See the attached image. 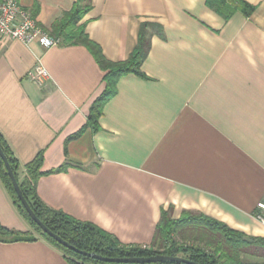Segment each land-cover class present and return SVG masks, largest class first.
Returning <instances> with one entry per match:
<instances>
[{"label": "crops", "instance_id": "1", "mask_svg": "<svg viewBox=\"0 0 264 264\" xmlns=\"http://www.w3.org/2000/svg\"><path fill=\"white\" fill-rule=\"evenodd\" d=\"M20 1L47 32L77 3ZM243 1L254 11L227 17L207 0H94L82 22L109 61L131 56L143 22L161 24L163 35L152 36L142 76H123L97 129L79 135L106 84L91 51L0 38V133L22 167L44 154L49 174L37 191L46 205L124 245L158 246L164 213L203 215L264 239L254 216L264 194V0ZM38 65L50 75L43 84L32 77ZM0 225L37 237L0 242V264H71L1 179ZM208 231L180 223L175 236L202 244ZM245 255L264 262L259 251Z\"/></svg>", "mask_w": 264, "mask_h": 264}, {"label": "trees", "instance_id": "2", "mask_svg": "<svg viewBox=\"0 0 264 264\" xmlns=\"http://www.w3.org/2000/svg\"><path fill=\"white\" fill-rule=\"evenodd\" d=\"M94 0H77L74 8L57 20L49 32L53 37L61 39V43L80 44L86 46L99 65L107 72L105 77V89L96 99L91 108L87 125L77 134H81L87 128L97 129L98 120L103 114L104 106L117 93L118 81L125 75L135 73L142 76L141 68L151 49L153 35H163V27L159 23L143 22L139 33V42L131 56L125 61H109L100 46L90 39L86 32V23L82 22L85 16L92 10ZM209 7L216 9L221 14L229 17L234 11L241 9L247 15L254 11V7L243 0H207ZM0 147L2 148L9 164L20 184L21 190L31 205L37 217L54 233L61 236L76 248L103 255L111 258L143 257L153 255L179 256L200 264H264V262H248L243 255L250 254L264 257V239L248 238L243 234L232 230L227 225L210 219L203 215H191L186 213L182 219L175 221L168 213L163 214V219L155 236L159 245L153 247H141L137 245H124L109 232L89 222L77 220L63 211L53 209L46 205L38 195L37 185L40 178L47 172H42L44 154L40 153L34 161L22 167L6 139L0 133ZM63 165L57 171L65 170ZM23 169V170H22ZM0 179L4 183L19 213L30 222L38 235L65 254L71 264H116L95 260L83 256L65 248L57 241L45 234L32 220L22 205L11 178L7 172L5 163L0 156ZM180 223L200 225L209 230L202 235L199 245H191L189 242H178L175 238L176 226ZM17 233L0 225V236L9 237ZM211 234V235H210ZM255 251V252H254ZM157 264H184V263H157Z\"/></svg>", "mask_w": 264, "mask_h": 264}, {"label": "built area", "instance_id": "3", "mask_svg": "<svg viewBox=\"0 0 264 264\" xmlns=\"http://www.w3.org/2000/svg\"><path fill=\"white\" fill-rule=\"evenodd\" d=\"M0 38H11L24 43L38 41L47 48L61 43V39L53 37L38 25L33 14L20 0H0ZM32 77L38 84H43L50 75L42 65H38ZM254 216L264 224V194L256 204Z\"/></svg>", "mask_w": 264, "mask_h": 264}, {"label": "water", "instance_id": "4", "mask_svg": "<svg viewBox=\"0 0 264 264\" xmlns=\"http://www.w3.org/2000/svg\"><path fill=\"white\" fill-rule=\"evenodd\" d=\"M0 156L2 157L7 172L11 178V181L14 185L15 191L22 203V205L24 206V208L26 209V211L28 212V214L30 215V217L32 218V220L42 229V231L49 235L52 239H54L55 241H57L59 244H61L62 246H64L67 249H70L76 253H79L83 256L86 257H90L93 258L95 260H99L102 262H107V263H116V264H157V263H168V262H174V263H184V264H200L197 263L195 261L183 258V257H179V256H170V255H153V256H143V257H124V258H111V257H105L103 255H99L97 253H90V252H86L83 250H80L78 248H76L75 246L71 245L68 241L64 240L61 236L57 235L56 233H54L53 231H51L35 214V212L33 211L31 205L29 204V202L27 201V199L25 198L20 184L9 164V161L7 159V157L5 156L2 148L0 147ZM37 237L35 235H20V234H15L13 236H9V237H1L0 236V242L2 243H6V244H12V243H17V242H33L36 241Z\"/></svg>", "mask_w": 264, "mask_h": 264}, {"label": "rangeland", "instance_id": "5", "mask_svg": "<svg viewBox=\"0 0 264 264\" xmlns=\"http://www.w3.org/2000/svg\"><path fill=\"white\" fill-rule=\"evenodd\" d=\"M178 242H180V243H184L182 240H179L177 237L175 238ZM187 242V241H186ZM189 244H191V245H199V244H197V243H193V242H189ZM243 257H244V259H246L247 261L248 260H250V261H256L258 258H252L251 256L250 257H248V256H246V255H243Z\"/></svg>", "mask_w": 264, "mask_h": 264}]
</instances>
